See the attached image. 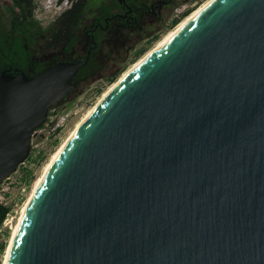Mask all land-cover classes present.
Returning <instances> with one entry per match:
<instances>
[{
	"label": "water",
	"instance_id": "water-1",
	"mask_svg": "<svg viewBox=\"0 0 264 264\" xmlns=\"http://www.w3.org/2000/svg\"><path fill=\"white\" fill-rule=\"evenodd\" d=\"M88 60L0 75V187ZM7 264H264V0H212L46 171Z\"/></svg>",
	"mask_w": 264,
	"mask_h": 264
},
{
	"label": "flooded vegetation",
	"instance_id": "flooded-vegetation-1",
	"mask_svg": "<svg viewBox=\"0 0 264 264\" xmlns=\"http://www.w3.org/2000/svg\"><path fill=\"white\" fill-rule=\"evenodd\" d=\"M200 1L61 0L59 10L48 22L38 19L34 9L20 20L19 33L23 22L25 27L26 22L34 17V20H40L39 26L51 27L49 38L44 36L38 43L24 44L25 54L18 55L14 51L12 56L4 51L0 57V75L4 72L12 75L24 73L32 77L56 63L78 62L88 57L73 78L76 88L50 108L49 117L41 128L49 127L51 117L57 115L63 106L72 107L88 81L114 79L121 69L143 54L164 33L180 25ZM21 9V6H14V0H0V34L4 31L9 35L14 33ZM37 137L38 132L33 141Z\"/></svg>",
	"mask_w": 264,
	"mask_h": 264
},
{
	"label": "rangeland",
	"instance_id": "rangeland-1",
	"mask_svg": "<svg viewBox=\"0 0 264 264\" xmlns=\"http://www.w3.org/2000/svg\"><path fill=\"white\" fill-rule=\"evenodd\" d=\"M207 1L208 0L200 1L198 4H196L194 8L196 9L201 7ZM35 10V14L40 15L42 21L48 22L52 19L56 8L51 7L48 9H43L37 6ZM193 11L191 12V14L193 13ZM174 28H171L170 30H174ZM170 30L164 33L157 41L152 43L143 54H141L136 59L132 60L126 65V67L121 69L114 79H95L88 81L83 86V93L78 94L73 106H63L59 109V113L57 115H54L55 117L57 116V118L61 116H63L64 118V124L60 127L59 130L53 132L52 127L49 126L43 128L38 132V137L33 141L32 151L29 158L24 164L20 166L19 170L11 177V179L7 181L9 193L11 194V197L8 198V204L10 205L14 203V201H17L18 204L14 206V210L17 211L16 224L13 226L12 230L9 233L6 247L9 245L10 239H12L13 236L14 229L20 220L24 204L28 202L29 198L32 196V193L39 178L45 173L48 164L52 161L55 154L62 148L65 141L68 140L70 135L76 130L80 121H82L83 118L87 115V113L100 102L105 93L110 90L112 85H114V83H116V81H118L120 77L127 70H129L137 61H139L142 57H144L150 51L156 48L157 45L170 34ZM39 154L43 155L40 160L33 159V157L35 158ZM27 169L33 171V175L30 182H26L23 179V175Z\"/></svg>",
	"mask_w": 264,
	"mask_h": 264
},
{
	"label": "trees",
	"instance_id": "trees-1",
	"mask_svg": "<svg viewBox=\"0 0 264 264\" xmlns=\"http://www.w3.org/2000/svg\"><path fill=\"white\" fill-rule=\"evenodd\" d=\"M14 6H21V14L16 17V28H14V33L12 32L11 35H9L6 31L5 33L0 34V57L5 52H10V54L13 56V52L16 51L18 55L25 54L24 51V44L31 45L38 43L40 40L43 39L44 36L49 38V35L51 33V27L43 28L42 26H39L40 20L36 19L34 20V17L31 18V20L27 21L24 27V22L22 24V30L20 31V20H23L24 16L29 15V13H33L34 9L37 7V4L35 3V0H14ZM13 13V11H12ZM188 15L190 12L187 13ZM175 21V23H177ZM19 27V30H18ZM24 27V28H23ZM28 54V52L26 53ZM43 157L42 154L37 155L33 159L40 160ZM33 175V171L30 169H27L26 172L23 175V179L26 182H30ZM11 210L10 206H6L3 204H0V227L7 215V213ZM9 236V233H8ZM6 245H3V248H5ZM8 247V246H7Z\"/></svg>",
	"mask_w": 264,
	"mask_h": 264
},
{
	"label": "built area",
	"instance_id": "built-area-1",
	"mask_svg": "<svg viewBox=\"0 0 264 264\" xmlns=\"http://www.w3.org/2000/svg\"><path fill=\"white\" fill-rule=\"evenodd\" d=\"M35 3L37 6L40 8L43 7V9H48V8H56V10H59L60 5H56V0H35ZM38 19L41 20L40 15L37 14ZM63 116L58 117L57 116H52L51 117V127L53 129V132H56L57 130L60 129V127L64 124ZM43 128H39L36 130V132H39ZM11 179V178H10ZM9 180V179H8ZM7 180V181H8ZM7 181L0 187V204L10 206L11 210L7 213L1 227H0V264H3L4 261V256H5V251L6 247L3 248V245H7L8 242V233L12 230L13 226L16 224V218H17V211L14 210V206L18 204V202L14 201L12 204H8V198L11 197V194L9 193V189L7 186ZM14 204V205H13Z\"/></svg>",
	"mask_w": 264,
	"mask_h": 264
},
{
	"label": "bare ground",
	"instance_id": "bare-ground-1",
	"mask_svg": "<svg viewBox=\"0 0 264 264\" xmlns=\"http://www.w3.org/2000/svg\"><path fill=\"white\" fill-rule=\"evenodd\" d=\"M210 1H212V0H209V2ZM208 3V2H207ZM206 4V3H205ZM204 4V5H205ZM203 5V6H204ZM202 6V7H203ZM202 7H200L198 10H196L195 12H193L190 16H188L176 29H174L173 31H171L170 32V34L164 39V40H162L158 45H157V47L156 48H154L152 51H150L147 55H145L144 57H142L139 61H137L129 70H127L121 77H120V79H122L131 69H133L136 65H138L141 61H143L146 57H148L151 53H153L154 51H156L161 45H163L164 43H166L167 41H168V39H170V37L174 34V33H176V31L178 30V29H180L185 23H187L196 13H198V11L202 8ZM119 79V80H120ZM118 80V81H119ZM118 81H116V83H114V85H112V87L110 88V90L111 89H113V87L118 83ZM109 90V91H110ZM109 91L108 92H106L105 93V95L104 96H106L108 93H109ZM103 96V97H104ZM101 101V100H100ZM95 107H93L88 113H87V115L83 118V120L93 111V109H94ZM82 120V121H83ZM82 121H80V123L78 124V127H79V125L82 123ZM77 127V128H78ZM76 128V129H77ZM76 131V130H75ZM74 131V132H75ZM73 132V133H74ZM73 133L70 135V137L73 135ZM70 137L68 138V140L70 139ZM68 140H66L65 141V143L63 144V146H62V148L55 154V156L53 157V159H52V161L48 164V166H47V168H46V170H45V173H46V171L49 169V167L51 166V164L53 163V161L55 160V158L58 156V154L60 153V151L63 149V147L65 146V144L67 143V141ZM45 173L39 178V180H38V182H37V184H36V186H35V189H34V191H33V193H32V196H33V194H34V192H35V190H36V188H37V186L39 185V183H40V181L42 180V178H43V176L45 175ZM31 196V197H32ZM31 197L29 198V200H28V202H26L25 204H24V206H23V210H22V212H21V217H20V220H19V222H18V224L16 225V227H15V229H14V232H13V236H12V239H10V242H9V245H8V247H6V251H5V256H4V264H7V260H8V256H9V253H10V249H11V245H12V243H13V240H14V236H15V234H16V231H17V229H18V227H19V224H20V221H21V219H22V217H23V214H24V212H25V210H26V208H27V206H28V203H29V201H30V199H31Z\"/></svg>",
	"mask_w": 264,
	"mask_h": 264
},
{
	"label": "clouds",
	"instance_id": "clouds-1",
	"mask_svg": "<svg viewBox=\"0 0 264 264\" xmlns=\"http://www.w3.org/2000/svg\"><path fill=\"white\" fill-rule=\"evenodd\" d=\"M61 3V0H56V5H55V7L57 6V5H59ZM43 8V7H42Z\"/></svg>",
	"mask_w": 264,
	"mask_h": 264
}]
</instances>
